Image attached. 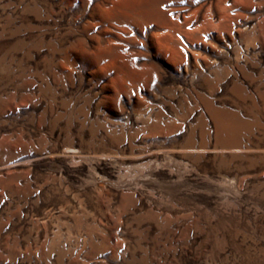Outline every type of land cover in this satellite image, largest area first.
Listing matches in <instances>:
<instances>
[{"label":"rangeland","instance_id":"obj_1","mask_svg":"<svg viewBox=\"0 0 264 264\" xmlns=\"http://www.w3.org/2000/svg\"><path fill=\"white\" fill-rule=\"evenodd\" d=\"M0 264H264V0H0Z\"/></svg>","mask_w":264,"mask_h":264}]
</instances>
